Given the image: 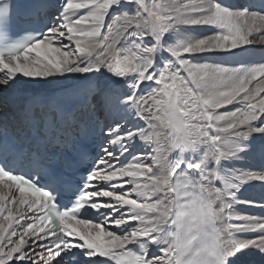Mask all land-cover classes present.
<instances>
[{"label": "snow or ice", "instance_id": "snow-or-ice-1", "mask_svg": "<svg viewBox=\"0 0 264 264\" xmlns=\"http://www.w3.org/2000/svg\"><path fill=\"white\" fill-rule=\"evenodd\" d=\"M249 46L264 0H0V264H264Z\"/></svg>", "mask_w": 264, "mask_h": 264}, {"label": "bare ground", "instance_id": "bare-ground-1", "mask_svg": "<svg viewBox=\"0 0 264 264\" xmlns=\"http://www.w3.org/2000/svg\"><path fill=\"white\" fill-rule=\"evenodd\" d=\"M249 47H250V52L247 56L243 58L244 62L248 64L264 62V48L260 46H249ZM222 59L229 60L230 58L223 57ZM262 142H264V137L257 136L254 140V146L259 145ZM252 259L258 261L257 257H252Z\"/></svg>", "mask_w": 264, "mask_h": 264}]
</instances>
